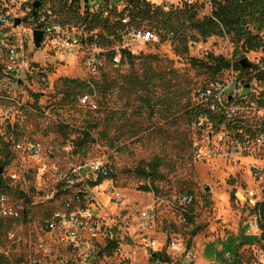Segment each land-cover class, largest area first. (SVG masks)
Listing matches in <instances>:
<instances>
[{"label":"rangeland","instance_id":"374dc122","mask_svg":"<svg viewBox=\"0 0 264 264\" xmlns=\"http://www.w3.org/2000/svg\"><path fill=\"white\" fill-rule=\"evenodd\" d=\"M210 14L200 10L199 18ZM143 28L152 29L147 22ZM178 46L170 38L159 37V43L138 56L142 58L135 61V67L142 70L144 63L153 64L192 101L215 77L193 59L208 61L214 56L232 63L244 58L252 64L264 62L263 49L240 50L237 55L229 36L206 41L197 37L188 53ZM83 57L82 51L72 49L50 52L46 60L43 51L25 71L8 73V63L0 69V161L8 163L0 165L5 183L0 192L5 197L0 200V255L8 259L7 264H35L39 257H45V264L79 260L80 254L72 253L44 227L54 213L66 214L67 205L79 210L75 200L79 192L84 193L86 207L93 209L99 227L113 231L119 243V250L111 253L105 250L109 243L102 236L98 264L126 260L153 264L146 256L150 238L158 244L166 238L190 242L199 253L198 264H264L263 231L255 235L252 228L259 219L256 201L264 188V150L235 152L218 143L221 133L209 139L208 133L194 126L195 121H167L158 112L150 114L135 96H123L118 90L108 94L107 107L101 112L91 97L87 103L83 99L80 104L66 102L56 89L64 78L90 83L102 81L104 73L115 80L131 71L130 65L117 70L108 64L92 73ZM166 94L157 88V97ZM81 142L85 153L76 148ZM32 144L42 145L43 151L29 155L26 149ZM98 158L111 164L109 179L93 187V176L85 172L78 186L66 187L65 177L73 166L85 167ZM156 158L163 161L164 180L156 183L159 196L140 190L150 181L139 170ZM255 172L259 177L253 176ZM118 192L125 196L122 203H116ZM186 194L193 197L191 204L182 202ZM12 209L20 211L18 221L4 214ZM146 209L157 214L155 233L140 231L139 213ZM23 212L26 217H21ZM257 238L260 243L241 246Z\"/></svg>","mask_w":264,"mask_h":264},{"label":"built area","instance_id":"2783aa9c","mask_svg":"<svg viewBox=\"0 0 264 264\" xmlns=\"http://www.w3.org/2000/svg\"><path fill=\"white\" fill-rule=\"evenodd\" d=\"M39 0H0V65L8 63V73L17 74L34 65V56L43 52H68L72 49L84 53L83 64L87 71L96 73L108 63L119 67L123 62V53L128 52L138 57L146 52L148 47L159 43V36L146 28H133L121 34V42L109 50H103L91 44V34L87 26L65 25L56 10L47 3H42L36 10L34 4ZM71 2L72 0H68ZM82 8H90L92 13L106 14L108 11L125 10L130 0H80ZM216 1L221 0H143L152 9L170 11L185 6L197 7L200 10L212 12ZM21 12L22 15H18ZM21 24L16 26V20ZM129 22V21H126ZM19 30V31H18ZM35 31L44 33L40 49L36 48ZM17 42V44H16ZM112 56L108 60V56ZM205 56H208L207 53ZM208 59V58H207ZM238 63V62H237ZM33 64V65H32ZM239 64V63H238ZM89 97H84L87 103ZM196 106L202 114L196 119L194 126L200 131L208 133L209 139H214L221 133L218 143L224 144L235 152H258L264 150V62L252 64L250 69H236L231 62V68L218 77L207 81L195 96ZM20 149H22L19 146ZM26 151L31 156H37L43 151L40 144L30 145ZM85 153L84 151H79ZM70 155L74 152L71 149ZM91 174L94 182L109 179L113 173L111 164L106 159H95L85 167L73 166L70 174L65 177L67 188L78 186L84 173ZM259 177L258 172L253 174ZM98 187V186H97ZM116 203H122L125 196L118 192ZM0 200L5 201L1 196ZM79 210L67 205V213H54L45 221V229L57 239L65 243L74 254H80L79 260H67L65 264H98V241L102 236L105 240L117 241L114 232L99 227L98 218L93 209L86 207L85 196L79 192L75 198ZM184 204H191L193 197H182ZM257 202V214L262 222V207L264 206V188ZM11 219H18L20 211L4 212ZM140 231L154 232L157 230V214L154 209L140 211ZM257 218L254 226L255 235L262 231ZM103 229L105 230L103 232ZM118 242V241H117ZM119 244V243H118ZM119 248L115 251L117 252ZM146 256L153 264H198L199 253L193 244L181 240L166 238L164 243L158 244L150 238ZM35 264H45V257L35 259ZM123 264H135L126 260Z\"/></svg>","mask_w":264,"mask_h":264},{"label":"trees","instance_id":"16d2710c","mask_svg":"<svg viewBox=\"0 0 264 264\" xmlns=\"http://www.w3.org/2000/svg\"><path fill=\"white\" fill-rule=\"evenodd\" d=\"M39 1L53 6L56 13L60 15L63 24L87 26L89 33L92 35L90 43L103 50H109L119 44L121 34L124 31L143 28L146 22L160 38L164 40L170 38L173 43H178V47L186 53L189 52V44L197 37L206 41L209 38L219 36L231 37L237 49V55L240 50L245 53L264 50V38L262 36L264 33V0L216 1L211 14L203 18H199L200 9L197 7L185 6L181 9H171L166 12L161 9H152L143 0H130L129 6L125 10L121 12L111 10L105 15L92 13L90 8L83 9L80 0H72L71 2L68 0ZM122 57V65L113 67L119 70L125 65H130L131 71L128 74L120 75L118 79L111 80L109 75L104 73L102 81L92 79L90 83L64 78L56 87L58 93L63 96L66 102L77 104H80L84 97L94 98L99 103V112L106 109L108 94L118 90L123 96L126 94L129 97L135 96L141 101L142 107L149 110L150 114L155 115L158 112L167 121L177 122L179 119H187L192 124L202 114L201 109L196 106L195 102L197 93L193 101L192 98L187 99L189 94L183 95L173 79H169L166 73L157 71L153 64L144 63V68L141 70L135 67V61L142 57H134L128 52H124ZM110 58L112 56L109 55L108 60ZM192 62L203 65L215 76L212 79L231 68V61L224 57L211 56L208 61L193 59ZM108 64L110 65V63ZM235 67L238 70L242 69L238 63H235ZM159 87L166 90L167 94L157 97L156 90ZM37 97L39 96L37 95ZM86 136L89 135L86 133ZM83 144L84 142H81V144L76 143V148L79 151H84ZM5 146L7 147V145ZM0 165L6 167L8 163L0 161ZM162 165L163 161L156 158L141 167L139 174L150 181V185L142 186L141 191L154 193L156 196L161 194V189L156 183L164 180V176L160 172ZM0 179L1 192V188L5 183L1 175ZM103 181L104 179H100L93 182L92 186H101ZM21 217H26V212L21 213ZM18 220L15 219V221ZM261 229L263 231L262 241L264 242V206L262 207ZM197 234L196 232L193 236ZM258 240L260 243L261 240L257 238L254 241L243 243L241 246L253 245ZM118 248L117 241H110L109 247L105 250L114 253ZM7 262L8 259L4 255H0V264H7Z\"/></svg>","mask_w":264,"mask_h":264},{"label":"water","instance_id":"95a60500","mask_svg":"<svg viewBox=\"0 0 264 264\" xmlns=\"http://www.w3.org/2000/svg\"><path fill=\"white\" fill-rule=\"evenodd\" d=\"M42 5L41 1H38L34 4V9H35V13L34 15H36V10L39 9ZM21 24V20L17 19L15 25L19 26ZM34 37H35V44H36V48L40 49L42 42H43V38H44V33L42 31H35L34 32ZM239 65L244 69H250L252 67V63L248 60V58H244L242 60L239 61ZM3 173V169H0V175ZM209 191V188L207 189Z\"/></svg>","mask_w":264,"mask_h":264}]
</instances>
